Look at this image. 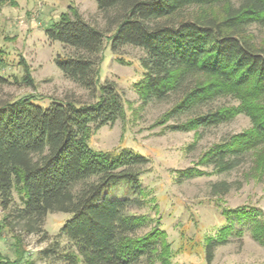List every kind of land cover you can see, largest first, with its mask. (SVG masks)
Wrapping results in <instances>:
<instances>
[{
  "label": "trees",
  "instance_id": "trees-1",
  "mask_svg": "<svg viewBox=\"0 0 264 264\" xmlns=\"http://www.w3.org/2000/svg\"><path fill=\"white\" fill-rule=\"evenodd\" d=\"M104 20L100 29L78 12L61 13L45 27L48 40L70 52L54 58L63 75L88 90L93 102L69 99L43 107L31 95L0 99V207L4 228L43 233L47 213L67 212L55 235L72 250L61 253L71 264H171V246L158 227L138 234L149 223L145 214L130 213L135 198L111 197L106 190L123 184L140 192L141 168L148 159L131 148L101 151L89 146L93 130L119 120L124 100L113 81L100 82L98 69L109 35L115 53L125 45L143 50L141 80L135 85L143 105L175 99L164 119L177 131L201 132L238 114L250 126L211 144L199 163L217 173L230 172L260 149L264 152V39L248 32L264 26V0H94ZM14 0H0L13 3ZM218 9V10H217ZM2 51L0 50V53ZM1 64V58H0ZM25 84L31 80L25 75ZM7 79L0 75V86ZM231 97L236 104H218ZM181 117H184L181 119ZM208 172L189 167L182 178ZM250 171L248 176H252ZM231 184H211L212 194H225ZM14 192L20 205H14ZM226 223L216 236L205 238L209 264L216 244L226 241L235 222H247L252 238L264 247L260 209L242 206L222 210ZM22 253V252H21ZM21 258V255L18 259ZM0 253V264H16Z\"/></svg>",
  "mask_w": 264,
  "mask_h": 264
},
{
  "label": "rangeland",
  "instance_id": "rangeland-1",
  "mask_svg": "<svg viewBox=\"0 0 264 264\" xmlns=\"http://www.w3.org/2000/svg\"><path fill=\"white\" fill-rule=\"evenodd\" d=\"M218 10V9H217ZM78 12L85 20L104 29V20L94 0H14L0 4V75L7 83L0 86V99L31 95L33 101L48 107L52 101L93 102L91 93L66 78L54 58L70 52L58 41L48 40L44 29L57 21L61 13ZM248 32L255 42L264 39V26L252 24ZM106 34L98 74L100 82L113 81L124 100V114L119 120L101 126L90 134L88 144L101 151L123 147L144 155L148 162L141 168L140 192L133 195L123 185L106 190L111 197L135 198L130 213L145 214L149 223L137 233L158 227L171 246V264H207L203 247L205 238L216 236L225 221L224 209L246 206L260 209L264 218V152L260 149L230 172L217 173L211 166L200 164V154L211 144L250 126L244 114L228 122L198 131H177L168 126L175 120L164 114L175 97L143 105L135 85L143 68L141 48L125 45L117 52L110 47ZM28 76L31 84H25ZM218 104H236L231 97L218 98ZM184 117H181L183 119ZM195 167L208 172L182 178L178 172ZM253 172L252 176L248 174ZM225 180L231 184L225 194H212L211 184ZM14 205H20L14 192ZM4 212L0 207V223ZM72 216L67 212H50L44 218L43 233H25L19 226L4 228L0 235V253L16 264H71L61 253L72 250L66 239L58 238L57 252L52 248L55 235ZM22 252V253H21ZM21 255V258L19 256ZM141 264H160L143 262ZM209 264H264V247L256 242L247 222L236 223L222 244L213 248Z\"/></svg>",
  "mask_w": 264,
  "mask_h": 264
}]
</instances>
